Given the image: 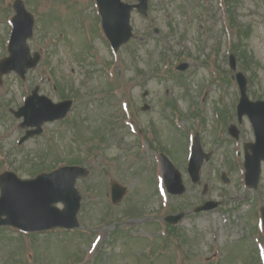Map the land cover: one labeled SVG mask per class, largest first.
I'll list each match as a JSON object with an SVG mask.
<instances>
[{
  "label": "rangeland",
  "instance_id": "374dc122",
  "mask_svg": "<svg viewBox=\"0 0 264 264\" xmlns=\"http://www.w3.org/2000/svg\"><path fill=\"white\" fill-rule=\"evenodd\" d=\"M24 1L36 18L29 45L32 52L40 51L43 57L36 68L28 71L26 80L11 72L0 83V173L13 170L22 178H31L29 164L34 166L44 158L56 166L70 160H85L92 175L78 184L84 199L79 214L81 227L75 233L86 241L78 248L82 246L79 255L88 264H146L136 256L140 259L143 253L148 255L156 244L162 251L152 256L157 261L150 260L149 264H253L250 253L257 243H264V227L259 226L260 207L264 206V164L258 189H249L244 184V169L239 166L243 162L226 168L223 150L218 149L214 160L203 169L204 179L210 185L205 198L223 200L224 204L209 212H191L177 226L183 236L174 235L166 243L159 240L165 236L164 217L181 209L191 211L201 199L193 186L184 198L174 201L154 196L153 177L123 168L117 148L126 139V130L118 127L114 131L112 122L122 110L120 99L126 95L131 101L154 103L155 107L159 101H175L179 125L186 129L196 127L198 121L188 116L192 115L190 103L194 101L197 117H205V125L211 131L216 126L215 114L220 103L228 105L239 100L236 82L228 79L233 74L228 60L230 53L239 55L246 44L255 56L254 62L246 56L243 63L251 68L246 72L252 78L249 95L251 99H264V0H236L229 13L232 24L227 20L224 0H150L149 17L133 12L134 38L117 53L98 32L95 0ZM13 2L0 0V59L8 55L6 43L11 32ZM245 29L251 32L242 44L237 35ZM165 58L173 64L172 69L175 64L191 62L182 80L167 73ZM58 84L65 86L64 93ZM110 84L113 90L109 93ZM36 85L55 101L65 93L78 92L80 98L66 120L45 124L42 135L18 144L24 130L19 126L21 119L15 118L11 110L18 109ZM146 90L149 94L143 97ZM187 91L189 94L185 95ZM169 115L178 118L173 111ZM242 128L241 140H253L248 120ZM174 136L178 141L182 137L177 132ZM214 138L208 136L210 149L215 148ZM240 146L238 142L237 149ZM177 153L183 156L184 147L180 146ZM223 170L228 171L229 184L221 181ZM111 178L130 187L119 206H113L108 198ZM185 182L191 184L186 178ZM132 208L136 212L129 213ZM255 224L259 234L252 231ZM15 230L0 227V264H75L73 231L51 232L50 238L32 235L30 245L32 239H22ZM93 230L104 233H100V248L90 252ZM130 236L138 238L125 247ZM142 236L156 240L149 241L147 249L138 250L136 245L141 241L144 244ZM66 237L69 240L59 241ZM71 245L72 248L59 253L61 247ZM122 248L123 253L115 258Z\"/></svg>",
  "mask_w": 264,
  "mask_h": 264
},
{
  "label": "water",
  "instance_id": "95a60500",
  "mask_svg": "<svg viewBox=\"0 0 264 264\" xmlns=\"http://www.w3.org/2000/svg\"><path fill=\"white\" fill-rule=\"evenodd\" d=\"M100 9L107 26L109 36L115 47L126 42L131 37L129 23L130 12L133 6L125 5L120 0H98ZM146 0H141L142 6ZM18 15L14 19L15 30L10 46L11 56L0 64L1 73L16 69L24 74L25 70L37 65L40 55L32 57L25 44L31 34L32 21L25 13L21 2H17ZM232 56L231 67L236 69V62ZM242 99L240 108L249 113L258 131V142L251 146L253 155L248 156L246 163L247 182L256 186L260 175V164L264 160V102H249L246 90L247 79L242 73H237ZM60 105V106H59ZM64 106V116L69 109L70 102L54 105L50 100L39 97L37 91L29 97L27 104L22 108L21 114L26 117V124L38 126L33 133L42 131L40 125L54 118V110ZM243 114V112H241ZM75 167L62 168L50 174H45L33 180L21 181L15 174L8 173L2 178V197L0 198V224H11L26 230H43L56 226L72 227L76 225L75 214L79 208V196L74 189L76 178L81 174ZM63 201L66 208L63 212L52 209V203ZM216 203L206 204V208L215 206ZM63 213V215H61ZM7 215L1 220V215ZM47 217H44V216ZM61 215V216H60ZM44 217V218H43ZM264 218V209H263ZM174 221L177 217L172 218ZM39 224L31 226L35 222Z\"/></svg>",
  "mask_w": 264,
  "mask_h": 264
},
{
  "label": "flooded vegetation",
  "instance_id": "af4514ba",
  "mask_svg": "<svg viewBox=\"0 0 264 264\" xmlns=\"http://www.w3.org/2000/svg\"><path fill=\"white\" fill-rule=\"evenodd\" d=\"M152 113H156L157 111H151ZM140 113V112H138ZM140 125H139V131H140V135L144 136V140H145V145H146V149L148 152H152L153 150H155L156 148H159V135L161 134V128L157 125V121L153 122V118L152 117H143L140 116ZM158 123H160V120H158ZM232 122H230L227 126L224 124L225 128L222 126L221 130L223 131H228L229 133V125ZM228 127V128H227ZM124 129H127V126H124ZM192 130H189L186 132V135L188 136L190 134ZM194 134L196 135V137L199 138L201 144L204 145H208V134L207 131L203 128H198L193 130ZM242 132V130L240 129V133ZM137 148V146L131 142H129L127 139H125L122 142L121 145V153H122V160L124 163L125 167H129L131 166V161H130V155L133 151H135ZM119 150V149H118Z\"/></svg>",
  "mask_w": 264,
  "mask_h": 264
}]
</instances>
